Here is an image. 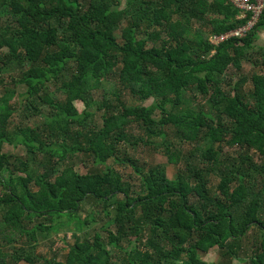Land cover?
I'll return each instance as SVG.
<instances>
[{"label":"trees","instance_id":"1","mask_svg":"<svg viewBox=\"0 0 264 264\" xmlns=\"http://www.w3.org/2000/svg\"><path fill=\"white\" fill-rule=\"evenodd\" d=\"M238 13L226 0H0V147L25 149H0V264H264V12L206 57ZM152 143L183 161L174 177L128 152ZM81 152L94 167L73 172ZM109 160L131 166L135 188ZM100 214L112 222L95 227ZM72 218L93 232H73L63 259L34 252L38 231Z\"/></svg>","mask_w":264,"mask_h":264},{"label":"rangeland","instance_id":"2","mask_svg":"<svg viewBox=\"0 0 264 264\" xmlns=\"http://www.w3.org/2000/svg\"><path fill=\"white\" fill-rule=\"evenodd\" d=\"M120 30H117V35L120 39ZM142 36V34H141ZM151 42H149L150 44ZM260 44H263V43H260ZM254 65H252V63L250 61H244L243 63V69L245 72L247 73H251V71H255L256 69L253 67ZM249 85V83H248ZM51 92H56L55 95H57L60 99L63 98V95L59 92V91H56V86H53L51 85ZM25 90V88L20 85L18 87V91H19V94L22 93L23 91ZM194 90V89H193ZM17 95L15 97L14 100L16 101H21V96L20 95ZM197 94V93H195ZM194 96V92L192 91H187L185 93V96L188 98V97H191V96ZM102 96V90H96L94 92V99L99 101L100 98ZM124 99L126 100L127 104H134V103H138V101L133 98L129 92H125L124 93ZM201 100V102H203V100L201 99V95H196L195 96V101ZM149 104L151 105V100L150 101H146L145 104ZM76 106L78 107L79 110H82L84 108V105L82 102L80 101H76L75 102ZM194 104V102H193ZM152 112V115L153 116H158L159 115V110L156 109V108H153L151 106V111ZM102 111H98L96 110L95 113L93 114L91 120H94V122L97 124V125H101L102 124ZM36 120H41L42 116L41 115H38V116H35ZM12 120L14 123H20V116L18 113L16 114H13L12 116ZM30 122V121H29ZM33 123V121H32ZM136 127L135 125H133V128ZM136 129V128H134ZM156 140L157 141H160V137H156ZM128 148V152L129 154H131L132 156L138 158V160L141 162V163H150V164H153V163H158V164H161L163 165L165 168H166V173H167V176L172 178L174 177L176 174H177V171L180 167H182V163L183 161H181L178 165H174L170 162H168V159H167V156L166 154L163 152L162 148H160L159 146L155 145L154 143L152 144H146V145H141V146H138L137 148H132V147H127ZM0 149L3 151V152H13V153H16V154H19V155H24L25 154V149L22 147V146H18L16 148H14L11 144H8V143H3L0 147ZM224 151L225 152H233L236 150L235 147L233 148H230L228 146H224ZM256 159H258V156L255 154L253 155ZM110 164L112 163L113 166L118 169L119 171H121L123 174H124V177L125 178H128V180L133 184V187L135 188L137 183H138V178L133 174V170L131 168V166L129 164H121V163H113L112 160H109L108 161ZM94 165L92 163V160L90 158V156L88 155H85L83 154L82 152L80 153V155L76 158V163L74 164V166L72 167L73 168V172H87L88 170H90V168H93ZM60 172H58L55 176H53V180H56V178H58L60 175H63V176H68L71 171H65L63 172L62 174H59ZM218 181V177H216L215 175L212 176L211 178V185H212V190L213 191H216L215 190V185ZM34 184V183H33ZM35 185V184H34ZM33 185V186H34ZM36 187L34 186V189ZM2 189V188H1ZM3 190V189H2ZM112 210V209H111ZM91 211V205L90 203H87L85 204V208L81 211L80 213V217H84L85 215L89 214ZM98 214V213H97ZM98 220L95 227L97 226H100V225H104L105 223L108 222V224H110L112 222L111 219L105 217L103 214H100L97 216ZM77 218V217H76ZM76 218H72L69 225H65L62 223V221L60 219H54V222L53 224H56L57 223H61L59 224L57 227H54L53 229H51L49 232L47 233H43V232H40L38 231V238H37V246L35 248V253L39 254V255H45L46 257L50 258H56V259H63L64 256L66 255V253L68 252V248H69V245L73 243V237H72V233L75 232V233H78L80 235H84L85 233H92V229H89L92 224H88V225H84L81 227V225L79 226L80 229L77 228L76 226ZM47 222V221H46ZM65 222V221H63ZM89 227V228H88ZM247 250V252H246ZM245 250V253H248L249 255L252 254V251H251V247L248 246ZM218 247H213L210 249V251L208 253H206L205 255V260L206 261H217L219 259V253H218ZM114 260H116L117 258H120L121 257V253L117 250L114 251ZM119 263V261H116ZM234 263L236 264H249L247 261L246 262H242L238 259H234L233 260ZM8 264H25L24 261H17V262H9ZM251 264V263H250Z\"/></svg>","mask_w":264,"mask_h":264},{"label":"built area","instance_id":"3","mask_svg":"<svg viewBox=\"0 0 264 264\" xmlns=\"http://www.w3.org/2000/svg\"><path fill=\"white\" fill-rule=\"evenodd\" d=\"M239 10L237 18L244 20L240 26L220 33H210L208 41L212 45L210 52L206 57H211L216 53V49L224 41L230 38H243L258 23L261 14L264 12V0H226Z\"/></svg>","mask_w":264,"mask_h":264},{"label":"crops","instance_id":"4","mask_svg":"<svg viewBox=\"0 0 264 264\" xmlns=\"http://www.w3.org/2000/svg\"><path fill=\"white\" fill-rule=\"evenodd\" d=\"M255 43L260 44V45H264V29H261L260 31H258L257 37L255 38Z\"/></svg>","mask_w":264,"mask_h":264}]
</instances>
